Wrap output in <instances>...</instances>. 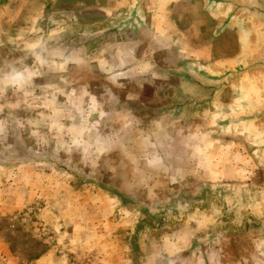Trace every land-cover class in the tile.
<instances>
[{"label": "rangeland", "instance_id": "rangeland-1", "mask_svg": "<svg viewBox=\"0 0 264 264\" xmlns=\"http://www.w3.org/2000/svg\"><path fill=\"white\" fill-rule=\"evenodd\" d=\"M119 1L0 0V78L9 72L10 75L16 74L20 67H27L29 78L26 80V86H30L35 91L41 82L48 85L51 76L58 70L57 64L64 63L66 58L69 60L73 58L76 77L84 70L89 73L88 64L91 53L100 46L112 48L115 40L120 36V20L125 8H119L117 5ZM165 1L171 2L172 0ZM172 4L176 5L174 2ZM184 19L182 24L185 25L187 19ZM230 28H234L235 51L238 50L237 45L242 48L250 42V39L235 27L230 26ZM200 36L202 41L197 39L194 42L196 50L202 52L201 55H196L197 58L207 62L206 60L210 58L228 55V49L230 50L232 45L227 38L216 43L215 41L209 42L205 34ZM204 47H207L205 48L207 51L211 48L212 53H207ZM238 54H235L233 58ZM190 63L187 61V65ZM226 64H218V69ZM174 65L175 63L172 62V66ZM208 65V63L203 64V69L196 74L203 78L206 74L212 73ZM191 67L194 69L193 65ZM188 78H193V76L187 75ZM177 79L178 76L174 77L169 73H164L160 81L157 78L156 87L121 86L115 88L111 87L107 77L101 75L100 83H105L106 87L104 84L99 86L96 81V85L90 89L95 92L106 89L107 93H115L120 98H138L136 102L142 101L140 103V108H142L140 115L142 116L139 122H147L146 118L142 119L146 113V102L149 107L155 106V108L164 106L166 109L170 105L171 109H180L185 112L197 110V108L193 109L188 104H184L181 98L186 96V99H192L201 90L198 86H192L189 80L186 81V86L179 87ZM179 79L181 80L182 76ZM17 87L11 83L7 88L12 94ZM34 91L27 92L26 109L19 111L15 109L12 112L15 115L14 120L17 122L21 119L22 125L26 127L27 149L23 154L31 155L33 159L38 154L36 150L39 146L37 139L40 128L52 129L48 124L50 120L41 115V107L35 103V98L31 95ZM177 93L179 94V105L176 107L173 102ZM152 97L156 102L160 100L159 103L154 105V100L150 103ZM131 100L133 101L132 98ZM80 102L77 99L74 101L73 110L76 114L82 112L79 109ZM259 102H261V92L257 85L233 84L220 92L212 109L207 107L202 110L198 109L197 111L201 113L194 114L195 118L190 119L192 116L186 115L180 122L174 121L171 124V126L178 127V124L183 122L187 132L191 130L196 133V135L186 134L185 136L187 138L193 136L192 142L201 145L203 149L201 159H203L204 183L192 191L186 190L189 186H186V182L181 179H178L176 183L169 182L167 165L164 167L165 172H163V166L158 169V163L153 168L147 165L146 158L149 156L150 162V156L161 157L160 150L133 151L135 154L139 153V159H131L130 154L133 152L129 144L132 141L136 142L134 147L137 149V142L145 141H143L142 134L130 135L129 128L122 129L118 136L125 146L124 150H119V154L123 155L122 161H119V157L116 156L118 152L112 151L108 152L104 160H99L101 165L98 166L97 156L99 154L94 153L97 156L90 158L91 161L96 162L94 165L89 168L85 167L84 171L83 167H73L72 171H68L70 175L75 176L74 185L76 186L84 184V174L93 177L101 175L100 184L104 185L106 190L116 191V193H107L111 197L106 200L107 210L101 212L97 203H94L95 210L83 209L80 207L82 203L80 200V203H73L75 212L71 213L67 210L69 200L63 198L60 201L64 209H57L55 220L50 224L42 219L46 210V201L43 198H35L29 205L36 201L44 204L41 219L48 227L49 236L53 241L40 236L31 224L20 226L10 223L12 229L9 228L7 236L21 260H24L20 264H33L35 256L47 251H51L54 257L64 259L65 264H120L119 261L122 260V264H184L180 259L185 257L186 253L182 254L183 251H176L173 248L183 231H179L177 225L171 224L172 217H170V214L178 212L180 206L186 207L188 200L182 197L183 195L188 192L196 193L201 188L204 193L202 197L208 196L210 192L213 193L215 189L218 191L213 194L219 195V187H225L234 196L232 203L239 208L253 207L256 203L264 201V142L262 140L264 132L257 125L238 122V118L254 110ZM134 106L138 108V105ZM52 113L56 116L63 114L56 106ZM82 121H74L80 130L83 129ZM97 123L95 121V125ZM112 128H114V123H112ZM151 137L154 136L151 135ZM50 138L48 133L43 134L40 141L42 143ZM66 138L64 133L59 139L65 142ZM13 139L9 135L2 137L0 145L8 146L13 143ZM74 146V159L76 164L81 166L82 160L87 155L84 143L75 140ZM45 149L50 151L51 148L46 147ZM22 150H24L23 146ZM13 152L17 155L22 154L19 147H16ZM41 152L43 150L39 153ZM181 153L184 155L189 152L181 151ZM171 154L168 158L180 157L178 149L175 152L171 151ZM224 162L227 165H224ZM119 166L121 168H118ZM181 168L183 167H176L175 173L177 174ZM210 169L213 170L212 174ZM115 170L118 176H115ZM121 179L124 182H120ZM161 180L163 181L160 182ZM208 181L214 182L213 186L216 188L209 186ZM91 184L96 183L91 180ZM95 188L98 186L95 185ZM114 194L117 195L116 198ZM55 210L52 209L53 212ZM196 211L198 213H194L195 216L191 220L192 226L200 227L202 223L211 224L212 215ZM4 224H6L5 221ZM227 232L232 235L235 243L233 246L235 261L229 264H264V237L261 233L247 230L242 235H234ZM202 233L204 232L198 231L199 237L203 235ZM163 239L170 240V246L169 243L163 246ZM244 239L254 241L256 246L260 244V247H257L261 253H258L257 247H253L251 243L248 257L244 254L243 256L238 255L240 253L238 250L246 252V247L241 246H245L242 241ZM198 243L200 244L199 241ZM164 255H170V258L174 257V259H165ZM152 256H157L158 262L155 260V262H149L148 259ZM240 257L245 258V261L239 262Z\"/></svg>", "mask_w": 264, "mask_h": 264}, {"label": "crops", "instance_id": "crops-1", "mask_svg": "<svg viewBox=\"0 0 264 264\" xmlns=\"http://www.w3.org/2000/svg\"><path fill=\"white\" fill-rule=\"evenodd\" d=\"M172 1L176 5L172 4ZM172 1V3L165 0H139L138 2L120 0L117 2L119 8H125L120 20V36L115 40L112 48L100 46L91 53L88 64L89 73L84 70L76 77L73 58L70 60L66 58L64 63L57 64L58 70L51 76L48 85L43 82L38 83L35 91L30 86H26V80L29 78L27 67H20L16 74L10 75L9 72L0 78V140L8 135L14 138L13 143L8 146L0 145V264H20L24 261L21 260L19 253L12 247L8 239L7 234H9V228L12 227L9 220L35 198H43L46 201V210L42 219L50 224L55 220L57 209H64L60 201L63 198L69 200L67 210L71 213L75 212L73 203H80V200L82 201L80 207L83 209L95 210L94 203H97L101 212L107 210L106 200L111 198L107 193H116V191L106 190L107 188L100 184L101 175L93 177L84 174V184L76 186L74 185L75 176L70 175L68 171H72L73 167H83L84 171L85 167L89 168L94 165L95 161L90 159L97 156L94 153L99 154L97 156L98 166L101 165L99 160H104L108 152L112 151L118 152L116 156L119 157V161H122L123 155L119 154V150H124L125 146L118 137L122 129L129 128L130 135L135 133L143 135L145 142H137V149L134 147L136 142L132 141L129 144L132 152L156 149L161 151V157L150 156V162L148 156L146 158L147 165L153 168L158 163V169L163 166V172L167 165L169 167V182L176 183L178 179H181L186 182V186H189L186 187L188 191L201 187V184L204 183L203 159H201L203 149L201 145L192 142L193 136L190 138L185 136L186 134L196 135V133L191 130L187 132L183 122L179 123L178 127L171 126L174 121L183 120V116L191 115L190 119L195 118L194 114L201 113L197 111L198 109L185 112L180 109H171L170 105L166 109L164 106L155 108V106L149 107L146 102V113L142 119L146 118L147 122H139L142 116L140 115L142 101L136 102L138 98L131 97L132 101L129 97L127 99L120 98L115 93H107L106 89L99 92L90 89L96 85V81L99 86L104 84L106 87L105 83H100L101 75L107 77L111 87L115 88L121 86L156 87L157 78L160 81L164 73H169L174 77L178 76L179 87L186 86L187 80L196 87V82L202 80L196 72L203 69V64L208 63L209 70L214 72L218 70V64L228 63L235 54L240 52L241 46L239 48L237 45V51L234 48L236 42L234 28L223 27L219 12L212 10L207 2L204 0ZM184 18L187 19L185 25L182 24ZM203 34L206 35L205 38L209 42L218 43L227 38L232 45L230 50L228 49V55L210 58L206 60L207 62L197 58L196 55H201L202 52L196 50L194 42L197 39L202 41L200 35ZM205 48L207 47H204V50ZM205 51L212 53L211 48L209 51L207 49ZM187 61L191 63L187 65ZM172 62L175 63L174 66H172ZM192 65L194 69L191 67ZM187 75H191L193 78L187 79ZM180 76H182L181 80ZM11 83L18 86L17 90L12 91V94L7 88ZM28 91L31 93L34 91L31 95L35 98V103L40 105L41 115L50 120L48 124L52 127L51 130L40 128L37 139L39 146L36 150L38 154L35 155V159L31 155L23 154L27 149L26 127L22 125L21 119L16 122L15 115L12 113L15 109L18 111L26 109ZM75 99L81 101L79 109L82 112L77 114L73 110ZM151 99L150 103H153L154 100V105L160 101L156 102L153 97ZM181 99L185 101L186 96ZM11 100L14 101L11 102ZM16 102L19 103L18 106ZM175 104L176 107L179 105L178 93L174 98L173 105ZM134 105H138V108ZM55 106L63 114L56 116L52 113ZM76 120H83L82 130L76 127L74 123ZM95 121L98 122L97 125H95ZM112 123H114V128L111 129ZM47 133L51 138L41 143V135ZM64 133L67 136L65 142L59 139ZM80 137L81 139H79ZM75 140L84 143V150L87 154L82 160L81 166L76 164L74 159ZM54 143L55 145H53ZM139 145L141 146L139 147ZM22 146L24 150H22ZM53 146L55 148H52ZM16 147H19L22 154L17 155L13 152ZM46 147L51 148L50 151L45 149ZM176 149H178L180 157L168 158L169 155H172L171 151L175 152ZM42 150L43 152L39 153ZM181 151L189 153L183 155ZM134 152L130 154L132 155L131 159H139V153L135 154ZM223 164L227 165L226 162ZM176 167L183 168L176 174ZM210 172L212 174L213 170L210 169ZM117 174L118 172L115 170V176H118ZM91 180L96 184L92 185ZM120 182L124 181L121 179ZM213 183L208 181V185L214 189L216 187L213 186ZM95 185L98 188H95ZM216 191L218 190L215 189L213 193ZM219 192L225 195L230 202L234 201V196L229 193L227 188L219 187ZM213 193L210 192L209 195H216ZM203 194L201 188L196 193L188 192L183 195L182 197L188 200L186 207L180 206L177 213L170 214L171 224L177 225V229L183 231L173 248L176 251H183L182 254L186 253L185 257L180 259L184 264L233 263L235 261L233 248L235 243L234 238L227 230L215 228L211 224L202 223L200 227L191 224L192 217L195 216L194 213L198 212L195 210L188 213L189 204L202 198ZM114 196L117 197L116 194ZM75 199H77L76 202ZM53 208L56 209L54 212ZM71 209L73 210L71 211ZM77 209L79 208L77 207ZM198 231L204 232L203 235L199 237ZM242 241L245 246H241L246 247V252L238 250L240 253H237L240 256L243 254L246 257L249 256L251 243H253V247H260V244L256 246L252 240L244 239ZM168 243L170 246V240H162L163 246ZM258 247V253H261ZM163 257L169 260L174 259V257L170 258V255ZM156 259H158L157 256H152L148 261L158 262ZM244 261L245 258L240 257L239 262ZM65 262L64 259L54 257L51 251L35 256L33 260V264H65ZM119 263L122 264L123 260Z\"/></svg>", "mask_w": 264, "mask_h": 264}, {"label": "water", "instance_id": "water-1", "mask_svg": "<svg viewBox=\"0 0 264 264\" xmlns=\"http://www.w3.org/2000/svg\"><path fill=\"white\" fill-rule=\"evenodd\" d=\"M204 1L212 10L219 12L223 27H235L250 42L223 68L198 80L196 85L201 92L192 99H186L184 104L200 110L204 107L212 109L223 89L238 83L257 85L261 102L254 110L238 118V122L257 125L264 132V0ZM262 140L264 142V133ZM195 210L212 215L211 226L215 228L225 229L234 235L250 230L264 237V201L253 207L239 208L223 194L208 195L189 204L188 213Z\"/></svg>", "mask_w": 264, "mask_h": 264}, {"label": "built area", "instance_id": "built-area-1", "mask_svg": "<svg viewBox=\"0 0 264 264\" xmlns=\"http://www.w3.org/2000/svg\"><path fill=\"white\" fill-rule=\"evenodd\" d=\"M44 211V204L41 201H36L33 204L28 205L23 210L16 212L11 218L10 223L18 224L20 226L32 225L34 230L42 237H46L48 240L53 241L49 234L50 231L46 224L41 219V215Z\"/></svg>", "mask_w": 264, "mask_h": 264}]
</instances>
